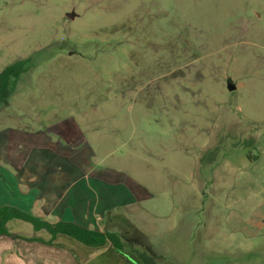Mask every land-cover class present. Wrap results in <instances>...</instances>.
<instances>
[{"label": "rangeland", "instance_id": "374dc122", "mask_svg": "<svg viewBox=\"0 0 264 264\" xmlns=\"http://www.w3.org/2000/svg\"><path fill=\"white\" fill-rule=\"evenodd\" d=\"M30 56L0 130L74 120L93 164L148 190L123 256L264 264V0H0V72ZM7 227L0 264L66 263ZM84 249L76 264H117Z\"/></svg>", "mask_w": 264, "mask_h": 264}, {"label": "crops", "instance_id": "0c3cea01", "mask_svg": "<svg viewBox=\"0 0 264 264\" xmlns=\"http://www.w3.org/2000/svg\"><path fill=\"white\" fill-rule=\"evenodd\" d=\"M94 154L74 120L53 122L41 131L16 127L0 130V206L16 207L50 223H73L136 241L131 232L141 231L139 222L150 215L144 204L152 197L130 178L93 164ZM135 220L139 222L132 223ZM44 233L46 239H29L47 242L50 236ZM70 240L57 236L52 245L30 242L66 250L67 256L62 255L65 264H76L79 253L93 247ZM97 248H103L117 264H129L111 253L109 243Z\"/></svg>", "mask_w": 264, "mask_h": 264}, {"label": "trees", "instance_id": "16d2710c", "mask_svg": "<svg viewBox=\"0 0 264 264\" xmlns=\"http://www.w3.org/2000/svg\"><path fill=\"white\" fill-rule=\"evenodd\" d=\"M34 56L17 60L5 66L0 72V107L4 106L14 95L16 86L23 75L37 66ZM12 220H18L29 224L35 232L44 231L50 239L47 242L42 240L27 239L28 241H39L44 244L52 245L57 236H65L86 247H102L109 243L113 251L123 256V244L119 236L115 233H100L93 230L82 228L68 222L50 223L16 207L3 205L0 206V237L7 236L12 239L17 237L9 233L7 224ZM127 261L133 260L123 256ZM136 264V263H134Z\"/></svg>", "mask_w": 264, "mask_h": 264}, {"label": "water", "instance_id": "95a60500", "mask_svg": "<svg viewBox=\"0 0 264 264\" xmlns=\"http://www.w3.org/2000/svg\"><path fill=\"white\" fill-rule=\"evenodd\" d=\"M227 89H228V90H232L233 87H232L231 85L228 84V85H227Z\"/></svg>", "mask_w": 264, "mask_h": 264}]
</instances>
